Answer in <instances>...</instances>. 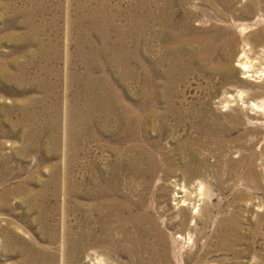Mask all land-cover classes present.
<instances>
[{
	"label": "rangeland",
	"instance_id": "obj_1",
	"mask_svg": "<svg viewBox=\"0 0 264 264\" xmlns=\"http://www.w3.org/2000/svg\"><path fill=\"white\" fill-rule=\"evenodd\" d=\"M152 1L0 0V195L11 191L5 201L0 199V264H19L37 249L54 256L53 264H68L69 235L85 221L88 212L84 209L101 200L126 204L132 214L141 212L140 204L150 210L164 240L161 249L167 255L162 262L264 264V110L238 99L248 93L251 102L264 103V16L234 18L216 3V12L225 15L215 18L205 0L178 3L176 22L182 21L186 10L195 12L191 26L196 33L216 25L239 40L232 60L228 61L230 51L222 45L212 58L205 59L207 69L219 64L217 75L197 73V62L194 72L187 75L183 70L186 59L177 68L159 39L145 47L140 44L143 52L137 55L130 29L137 25L134 22L143 20L148 35L161 30L152 20ZM246 4L241 0L234 8ZM202 9L209 15L202 16ZM98 11H102L97 13L99 23H93L91 13ZM104 18L109 27L107 46L115 48L106 56L102 55L106 42L98 34ZM118 32L131 33L120 38ZM86 33L91 48L87 49L89 59L83 60L79 53ZM250 36L255 73L244 79L241 61L248 48L243 39ZM88 68L97 87L86 95L81 77ZM150 76L154 84L148 109L156 115L148 118L146 112L148 119L141 125L136 126L135 119L130 125L122 117L135 114L133 109L143 97L142 83ZM159 90L163 101L173 103V116L161 118L166 102L160 100ZM198 113L214 127L213 132L199 133ZM219 139L225 148H220ZM189 153L196 156L195 162ZM136 156L143 175L154 159L151 176L132 177L129 164ZM184 165L203 173L188 178ZM92 182L107 187L95 199L87 195ZM201 182L208 196L200 214H194V206L182 207L179 197L185 195L183 190L191 199ZM71 184L80 186L79 193H63L62 187L69 189ZM116 213L108 221L104 247L89 248L81 264L92 260L100 264L102 258L104 264L132 263L127 255L116 256L107 249L111 245L117 249L121 240ZM234 216L240 219L247 240L242 246L247 257L242 260L217 249L221 223ZM185 219L188 227L182 229L180 222ZM99 233L96 230L97 238ZM19 248L26 252L23 256ZM141 261H147L145 253Z\"/></svg>",
	"mask_w": 264,
	"mask_h": 264
},
{
	"label": "bare ground",
	"instance_id": "obj_2",
	"mask_svg": "<svg viewBox=\"0 0 264 264\" xmlns=\"http://www.w3.org/2000/svg\"><path fill=\"white\" fill-rule=\"evenodd\" d=\"M191 1L192 0H164V4L162 5L161 0H153L152 1V7H153V10H152V17L153 18H152V20L153 21L155 20V23L161 27L160 28L161 30L158 34L156 33V31H158V30H156V31L154 30V31H152L151 35L150 34L148 35L146 33L148 28L144 24L143 20L138 19V21L134 22V23H137V25H134L130 29H131V32L133 33V37L136 38V44L137 45L135 44V46L137 47L136 48L137 55L140 54V52H143V51H140V48H139L141 46L140 44H142V46L145 47V43L154 42L155 41L154 39H159L160 41H163L164 47H165L164 48L165 52L167 54L171 55L172 59L174 60V64L177 68H178V66H180L181 59H186L185 65L183 66V70L186 71L187 75H190V74H192V72H194V65H196L195 62L198 63V68L196 69L197 73H199L201 75L208 74V73L212 74V75L213 74L217 75V71L220 69L219 64L217 63L216 67L213 70L207 69V67L205 66V59L206 58H212L216 54V52L219 48V45H222L221 48L223 47L226 51H230V52H228V57H227L228 61L232 60V58L234 57V52H235V50H237L239 40L234 36H230L231 34L229 35V32L227 29L217 28L216 25H213L209 28L202 27L203 30L202 31L200 30L199 32H197L198 33L197 34L196 30H194L191 26V20L193 19L194 16H196L195 12H189L186 10L184 18L182 19V21H180L179 23L176 22L175 19H176V12L177 11L174 9V7L176 5H178V3L183 6L185 4H188ZM205 1L210 7L213 8L215 18H216V14H217V16L222 17V18L225 15L222 11L216 12V3L223 5L227 9V11H229L232 14V17H234V18H237L238 16H244V17H247L249 19H252V18H255L256 16H264V4H263L264 1L263 0H246L247 4L245 6L242 5L241 9H237V7L234 8L238 3H240L241 0H234V2L229 1V0H205ZM142 8H143V6H142ZM200 12H201L202 16H208L209 15L208 12L204 9H202V11L200 10ZM224 12H225V10H224ZM97 13L101 14L102 11L91 13V15H93V18H94L93 23H95V22L99 23L100 18H99V15ZM239 13H242V14H239ZM107 19L104 18L102 20L103 25L101 26L100 30L98 31L100 39H102L104 42H106V40H107V38H106L107 29H109L108 26L106 27ZM110 20L112 22V19H110ZM131 32H127V33H131ZM127 33L126 32H118V36L120 38H123L126 35H128ZM86 35H88V33H86L85 35L83 34V36L85 37L86 43H83V46L81 47L80 53H79V56L83 60L89 59V54L87 53V49L90 46V41L88 40ZM259 35L261 38L262 33H260ZM250 38H251V36L243 39L244 42H246V44H245L246 48H248V50L244 51V53H243L244 55H242V61H241L242 62V70L245 72L244 79H246L248 77H252L255 73L253 70L254 69V64L252 63L253 61H251V58H250V55L253 51L252 47L248 43V40ZM104 45L106 46V48L104 49V52L102 53V55L106 56L108 52L115 51V48H113L112 46H107V45H109L107 42ZM90 48H91V46H90ZM134 51H135V49H134ZM123 59H124V56H123ZM225 66L227 67V65H225ZM91 71H92V68H90V69L88 68V70H86L84 72L85 74L83 73L84 76L81 77L83 79L85 94L88 93V91H91L92 89H96V87H97V84L94 82V80H92V77H91L92 72ZM229 73H230V69H228V73H227L228 76H229ZM76 76L77 75L74 74V77H76ZM152 77L150 76L148 79H146L142 83L143 84L142 88L144 89L143 90V97L138 101V104L133 109L135 111V114L127 116L126 118L122 117V119H128V124H130V125L133 124L134 119H135V122L137 124L136 126L141 125V121L144 118H146V112H147L148 118L152 117L155 114V112L153 110L148 109V108H150L149 106H150L151 100H152L151 94H152V86L154 84ZM76 80L79 81V76L76 77ZM240 84L244 85V82L241 81ZM154 92H156V91H154ZM158 93L160 94L159 95L160 100L163 101L164 99L161 98L162 97L161 90H159ZM102 94L105 97L109 98V94L107 91H103ZM250 98H251V95L248 93H241L238 96V99L241 100L242 103H248V104L250 103L251 106H253V108L258 109L259 111L264 110V103L262 105H259L253 101L251 102V100H253V99H250ZM234 99H235V97H232L231 102L232 101L235 102ZM165 100H166V98H165ZM163 102H166V101H163ZM84 103H86V105H88L89 103L91 104L90 101L89 102L85 101ZM165 104H166V109L161 114V118H166L169 115L173 116L174 115L173 112H175V108H174L173 103L166 102ZM112 110H113L112 108L109 109V111H108L109 116L112 115ZM177 116L179 117V114H177ZM197 117H198L197 119L199 120L198 121L199 125H197V129H198L200 134L203 132L205 134H207L211 131L213 132L214 127L212 125L206 123V121L204 120L205 118H204L203 114L198 113ZM148 118H146V119H148ZM215 132H216V134L219 133V129H217V127H216ZM219 142H220L219 144L221 145L222 141L220 139H219ZM183 147L184 146H182V148ZM220 148H225V147L223 145H221ZM183 150H185V148H183ZM136 152H138V151H136ZM143 153L145 154V152H143ZM149 155H152V154H149ZM189 156H190V161L192 163L196 161V156L194 154L189 153ZM151 157L153 158V156H151ZM153 160L151 162V166L149 165L150 169L148 171V174L143 175L139 169L140 160H139L138 156H136L134 159H132V161L129 164L130 169H131L130 173H131L132 177L136 178V177H144V176L148 177L149 175L151 176V174L154 173V170L156 167V163ZM188 163H190V162H188ZM173 171L174 170L169 169V174L173 173ZM201 171L202 170H200V168L198 169V167L195 168V166H194V168H192L190 165H186L185 169H184V176L191 178V179L195 178V177H199V176H201V173H203ZM254 176H255V178H257L256 175H254ZM108 186L109 187L112 186L111 183H109ZM181 186L184 190L186 189V186H184V185H181ZM79 188H80V186H77L76 184L69 185V189L67 188L66 185H64L62 187V191H63V193L68 192L69 195H72V191H73V193L75 191L77 193H79V191L81 190ZM87 188H89V190L87 189V191H88L87 195H88V198H90V199H95L100 194H102L101 191L103 190V188L107 189L106 186H103V185L99 184L98 182H92L90 185L87 186ZM10 192L11 191H5L4 193H2L0 195V199H3V201H5V199L8 197ZM181 193L185 194L184 196L179 197V198H181L179 203L182 204V207H187L189 205L194 206V208H193L194 214H200L199 213V212H201L200 206L202 205V203H203V205L205 204V198L208 196V189H206V185H204L202 182L199 184L198 190L193 195L191 194L192 197H190V198L192 200L187 199L186 191L181 190ZM192 201H193V203H192ZM237 201H238V199H237ZM198 203H199V205H198ZM234 203H236V202H234ZM141 205L142 204L137 206V208L141 210V212L137 213V214H132L130 212L131 207H129L126 204H122L121 202L116 201V200H111V201L110 200L109 201H104V200L102 201L101 200V201H99V204H97L95 206L94 205L87 206V208L84 209L85 211L88 212V215H87L85 221L80 225L79 229L77 230V232L74 235L71 234L68 237L66 247H67L68 251L71 252V257L68 260V264H81L83 256L86 253V251L89 250V248H91V247L103 248L104 247V244H105L106 240L108 239L105 237L106 233L108 232V227H107L108 221L110 220V218H112L111 215L113 214V212H116V211H117L116 219H117V222H119L118 226H119V229L121 230L122 236H121V240L118 243L117 249L114 248L112 245L107 246V247H110V249L109 248H107V249L112 251V252H115L116 256L118 254L127 255L132 260L131 264H168V263L162 262L163 260L165 261L166 255H167L166 252L161 249V244L164 242L163 237H162V233L158 229L155 220H153L152 215L150 213V210L148 208L143 209V206H141ZM77 209H78V207H77ZM184 214L186 216L187 213H184ZM110 222H111V220H110ZM180 226L182 229H186L188 227L187 219L182 220L180 222ZM243 229L244 228L240 224V219L237 218V216H234L231 218L229 217L228 219H225L221 223V226L219 227V229L217 231V236H216L217 249H219L220 251H224L226 253L232 254L234 256V259H237V260L238 259L242 260L243 258L247 257V250H245L242 247L245 244H247L246 235H244ZM96 230L100 231V233H99L100 238H97L95 236ZM244 232H245V230H244ZM153 238H157V241H153ZM12 239H13L12 237H8V242L12 241ZM249 245H250V243H249ZM226 246L229 248L227 249ZM17 251H19V255H22V256L24 255V253H26L22 248H19ZM93 251L95 254L96 251L95 250H93ZM112 252H108V253H112ZM144 253L147 255V261H145V262L141 261V255ZM257 255L258 254H256V256ZM54 259H55L54 256H52L45 249H37V250H32L31 254L28 255L27 257H24L23 260H21V262L19 264H53ZM101 260H103V258L100 259V264H104L101 262ZM230 260H232V259H230ZM51 261H52V263H50ZM91 262H92L91 264H96L99 261L94 262L92 260ZM261 262H263V261H261ZM227 264H240V261L237 262V261L232 260L231 262H229Z\"/></svg>",
	"mask_w": 264,
	"mask_h": 264
}]
</instances>
